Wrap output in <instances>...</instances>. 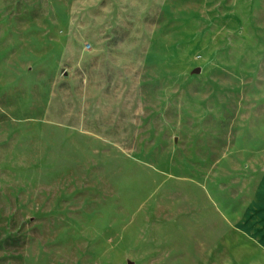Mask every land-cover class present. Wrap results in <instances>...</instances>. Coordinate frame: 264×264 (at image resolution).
Instances as JSON below:
<instances>
[{
	"label": "rangeland",
	"instance_id": "obj_1",
	"mask_svg": "<svg viewBox=\"0 0 264 264\" xmlns=\"http://www.w3.org/2000/svg\"><path fill=\"white\" fill-rule=\"evenodd\" d=\"M263 235L264 0H0V264H264Z\"/></svg>",
	"mask_w": 264,
	"mask_h": 264
},
{
	"label": "crops",
	"instance_id": "obj_2",
	"mask_svg": "<svg viewBox=\"0 0 264 264\" xmlns=\"http://www.w3.org/2000/svg\"><path fill=\"white\" fill-rule=\"evenodd\" d=\"M258 248L263 252L264 254V235L262 236V239L258 242ZM263 249V250H262Z\"/></svg>",
	"mask_w": 264,
	"mask_h": 264
}]
</instances>
